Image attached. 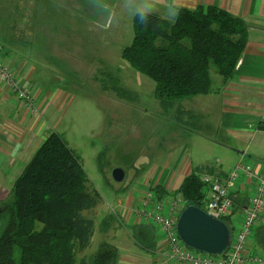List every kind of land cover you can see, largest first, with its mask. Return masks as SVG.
<instances>
[{
    "label": "rangeland",
    "instance_id": "rangeland-1",
    "mask_svg": "<svg viewBox=\"0 0 264 264\" xmlns=\"http://www.w3.org/2000/svg\"><path fill=\"white\" fill-rule=\"evenodd\" d=\"M158 1L121 0L119 7H114L115 2H108L112 5L105 15L98 9L107 4L106 0H0V58L12 57L13 62L21 61L25 69L32 67L34 74L28 85L48 90L46 97L51 100L42 104L51 105L46 115L43 107L37 108V97L35 102H22V99L17 100L14 86L0 85V91H7L12 102H21V107L31 105L33 113L39 110L38 114L31 115L23 108L26 117H43L35 131L31 129L29 139L25 135L30 126L18 123V118L13 130L5 126V131L11 130L14 138L7 137L0 129V207L9 201V190L38 146L51 131L60 134L78 156L88 186L102 197L96 209L84 213L94 220L95 228L90 246L77 252L78 260L90 258L105 241L117 246L119 253H125L120 264H155L134 246L127 226L149 224L160 241L167 222L160 218L152 225L142 220V216L144 210L150 208L147 199L154 194V186L162 185L171 191L181 183L187 170L178 167V159L179 164L185 162L189 169L196 168L201 175H204L202 170L213 174L212 167L222 172L232 169L241 156H244L243 164L254 167L258 163L264 168V150L259 145L253 147V142L249 141L234 144L223 133L203 127L197 117L185 121L187 118L181 111L186 104L206 99L210 102L212 96L184 98L164 109L153 96L154 83L121 57L122 50L132 41L134 14L155 12L167 22H173V8L159 11L155 5ZM212 5L219 8L217 3ZM162 6L167 8L169 4L162 3ZM94 16L100 19L97 21ZM10 62L3 59L4 67L11 68ZM209 74L213 86L218 85L220 77L214 67L210 66ZM21 75L22 80L27 79L26 74ZM116 87L130 91L133 97H118ZM29 91L30 98L36 96L34 90ZM193 132L213 142L203 141ZM217 143L225 145L217 147ZM28 145L33 147L27 148ZM11 150L13 157H9ZM260 156L262 158H258ZM114 168L124 171L121 183L111 178ZM252 186L253 183L249 186L251 190ZM131 191V199L125 200V206L120 205L119 200L123 201ZM250 194L246 190L242 195L249 200ZM178 196L175 193L171 198L175 200ZM108 209L115 211L118 221L111 220L103 232L100 223L109 215ZM240 215L237 212L232 216V228ZM212 216L225 223L226 218ZM230 238L234 240L231 230ZM248 252L255 254L253 247H249Z\"/></svg>",
    "mask_w": 264,
    "mask_h": 264
},
{
    "label": "trees",
    "instance_id": "trees-1",
    "mask_svg": "<svg viewBox=\"0 0 264 264\" xmlns=\"http://www.w3.org/2000/svg\"><path fill=\"white\" fill-rule=\"evenodd\" d=\"M173 10L172 23L155 13L134 14L132 41L121 52L134 70L154 83L153 96L164 109L184 98L219 93L233 78L248 38L245 21L222 8L197 5ZM210 66L220 77L216 86ZM116 93L124 99L133 97L119 87ZM102 156L103 152L99 164ZM153 192L157 200L171 199L177 193L182 209L193 205L204 210L207 187L198 174L190 172L177 188L169 191L156 185ZM9 196L0 207V264H117L118 248L105 241L90 258L77 259V252L90 246L95 228L94 220L84 213L96 209L102 197L88 186L78 156L57 132L51 131L35 151ZM230 197L233 207L225 223L232 233V216L241 213L248 200L239 193ZM116 217L110 210L100 231L105 232L111 220L118 221ZM147 225L127 229L134 246L153 256L158 238ZM251 244L255 253H264V226L255 229Z\"/></svg>",
    "mask_w": 264,
    "mask_h": 264
},
{
    "label": "crops",
    "instance_id": "crops-1",
    "mask_svg": "<svg viewBox=\"0 0 264 264\" xmlns=\"http://www.w3.org/2000/svg\"><path fill=\"white\" fill-rule=\"evenodd\" d=\"M88 1L91 2V0ZM115 1L118 0H112V2L110 0H106L107 4L103 5L100 9H98V11L108 15L110 11L107 8H110L112 5L108 2L113 3ZM115 3L116 5H114V7H119L121 0ZM162 3H168L169 6L165 8L162 6ZM215 3H217L219 8H222L228 11L230 14L240 17L245 21L248 27L247 43L245 45L243 54L236 65L233 78L220 90L219 93L204 96L205 99L208 96H212L213 98L209 99L210 102H208L206 99L202 102H191L190 104H186L182 108L187 112L184 113L183 117L187 118V120H185L186 122L188 119H193L195 117L199 118L203 127L223 133L225 138H230L234 144H240V142L249 141L250 143L253 142V147L258 148L257 146L259 145L264 150V0H160L155 2V5L158 10L161 11V9L169 10L173 7L194 9L197 5H212ZM155 14L158 15V13ZM94 18H96L97 21L100 19L98 16H94ZM3 59L4 61H6V59L11 61L10 63L12 64H9L12 66L11 69H19V72H16L15 70L14 71L19 74L17 75L24 86L29 88L31 91L34 90L36 92L35 98L37 97V105L38 107H43V111L47 115L51 105L45 107L42 104L47 100L51 101L48 97H46L48 90H42L38 88L33 89L28 85V81L32 79L34 74V69L32 67H26L25 69L21 61L13 62L14 59L12 57L7 58L4 56ZM21 74H26L27 79L25 78L26 80H22L20 78ZM3 91H0V129L5 132L4 135L7 137L14 138L11 130L14 129L13 124L15 123V119L18 118V123L23 122V124H26V126H30V130L26 131L25 137L27 136L28 139L31 138V129L35 131L37 124L39 123L40 119H43V117H26L19 103L12 102L8 92ZM5 126L11 130L5 131ZM194 134L203 141H208L210 143L213 142L208 140L207 137L203 136L201 133L193 132V135ZM31 143H34V141L32 140ZM215 145H217V147H221L219 145L224 146L225 144L217 143ZM29 146L30 145H28L27 148L33 147ZM24 151L25 150H23L22 153ZM253 152L255 153V151ZM13 155L14 152L11 150L9 157H13ZM258 158H262V156ZM13 164L14 163L11 165ZM165 164L168 165V163ZM182 166L186 168L185 170H187L185 176L190 172L197 171L196 168L189 169L185 162H181L179 164L178 159V167L181 168ZM254 168L258 172L264 173V168L262 169L260 164L257 163ZM214 169L215 167H212L210 170L214 172L213 174H216V177L219 180L223 179L226 176V173L231 170L229 168L227 171L222 172ZM242 181H244V183H242ZM239 182L240 183H237L235 189L233 190L234 193L239 192V194H243V192L246 190L252 192L251 187H249V181H246L243 176L239 178ZM129 194L127 196H129ZM129 198L131 199V196ZM125 199L127 200V198ZM126 219H129L128 215L126 216ZM123 225L125 227V224ZM157 244L158 248L156 249V252L153 256L146 253L144 254L150 257L157 264L164 263L166 260V250L163 247V244ZM252 245L253 244L251 243L248 245L246 248L247 252L249 247H253ZM254 249L255 248H253V251ZM139 251L142 252L141 250ZM124 254L121 252L119 253L117 264H120L124 261ZM141 260L143 261V259Z\"/></svg>",
    "mask_w": 264,
    "mask_h": 264
},
{
    "label": "built area",
    "instance_id": "built-area-1",
    "mask_svg": "<svg viewBox=\"0 0 264 264\" xmlns=\"http://www.w3.org/2000/svg\"><path fill=\"white\" fill-rule=\"evenodd\" d=\"M0 85H6L9 88L14 86L15 91L13 92H15L17 100L35 102V97L30 98L28 95L30 89L16 77V72L13 69L4 67L2 58H0ZM20 104L21 102H19ZM21 108H26L31 115L39 113V110L37 113H33L31 105H22ZM37 108L39 107L37 106ZM242 160L244 161V156L240 157L237 164L221 180L216 177V174H211L206 170L201 171L204 175L197 173L201 182L207 187L204 211L221 218H227L231 214L233 200L230 193L235 189L239 178L243 176L250 184L253 183L252 192L248 196V203L241 212L237 224L233 226L234 240L232 239V241L230 238L231 242L229 241L227 250L221 255H209L194 251L180 241L176 231V223L182 211L183 203L179 197L175 200L173 198L157 200L154 194L150 195L147 199L150 208L144 210L142 220L149 221L152 225L157 223L160 218L167 222L166 227L161 231L160 241L157 240L158 243L163 244L166 250L164 264H170V261L175 264H264L262 254L254 252L256 255H250L246 250L250 244L248 241L250 238V241L252 240L255 229L264 226V173L258 172L245 162L243 164ZM120 203V205L125 206V201ZM128 211L131 216L132 207ZM154 217L156 220L153 219Z\"/></svg>",
    "mask_w": 264,
    "mask_h": 264
},
{
    "label": "water",
    "instance_id": "water-1",
    "mask_svg": "<svg viewBox=\"0 0 264 264\" xmlns=\"http://www.w3.org/2000/svg\"><path fill=\"white\" fill-rule=\"evenodd\" d=\"M111 178L115 183H121L124 171L121 168H114L111 171ZM176 231L180 241L194 251L221 255L228 248L230 239L228 226L193 205L182 209L177 219Z\"/></svg>",
    "mask_w": 264,
    "mask_h": 264
}]
</instances>
